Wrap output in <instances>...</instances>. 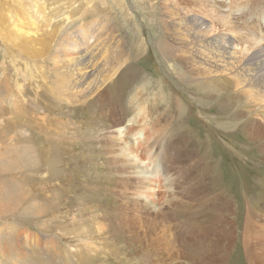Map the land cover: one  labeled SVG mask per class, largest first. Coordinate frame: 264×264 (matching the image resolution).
<instances>
[{
    "label": "rangeland",
    "instance_id": "1",
    "mask_svg": "<svg viewBox=\"0 0 264 264\" xmlns=\"http://www.w3.org/2000/svg\"><path fill=\"white\" fill-rule=\"evenodd\" d=\"M32 1L40 4V15L29 9ZM203 2L0 0V264H170L165 257L171 255L176 264H206L210 256L215 264H264L257 259L264 257V122L226 82L191 76L163 59L158 47L164 28L171 27L162 13L167 5L177 10L176 21L207 16L216 31V15L244 9V17L232 22L248 41L250 27L264 25V0H225L210 17L201 12ZM24 10L34 20L15 16ZM15 18L25 29L33 22L36 34L19 37ZM92 25L117 42L98 47L94 63L107 75V60L118 46L124 66L88 100L91 105L48 102L58 98L51 71L57 43L79 26L91 33ZM179 35L175 47L185 49L186 37ZM135 104L145 106L143 121L156 132L149 146L154 138L159 145L137 152H160L167 176L154 168L151 181L136 176L125 139L117 137ZM258 123L260 132L251 138ZM247 221L255 228L250 233ZM17 238L26 241L19 246L22 258L10 253L17 251ZM219 242L221 252L215 251Z\"/></svg>",
    "mask_w": 264,
    "mask_h": 264
},
{
    "label": "bare ground",
    "instance_id": "2",
    "mask_svg": "<svg viewBox=\"0 0 264 264\" xmlns=\"http://www.w3.org/2000/svg\"><path fill=\"white\" fill-rule=\"evenodd\" d=\"M204 1L205 2H203L201 4L203 7V8H201V12L206 13L208 15V17H210V15H211L210 13L216 11L215 8H217V7L215 5L217 3L223 4L225 6V0L224 1L223 0H204ZM190 2L194 6H198L200 4L199 0H190ZM258 4H263V3L260 2ZM173 5H174V3H173ZM2 6H4V4ZM171 6H172V4H171ZM208 6L210 8L209 11L206 10ZM164 7H165V5H164ZM240 7L244 8L246 6H241V4H240ZM31 8H32L33 14L35 13L37 15H40L41 6L37 1H32L29 9H31ZM227 8L230 11L232 7L227 6ZM28 10L17 11L18 15H15V16L19 19H23V21L24 20L32 21L34 19H32L33 17L28 14ZM232 10L234 11V9H232ZM224 12H226V11H224ZM237 12H239V14L236 13L234 15V14L229 13L227 16L216 15L215 18H218L216 21H218V23H219L218 28H220V31H216L217 28H215L213 26V24L207 19V16H203V17L191 16L188 20L185 19L186 18L185 16H181L176 21V18L174 16L178 15L177 10L175 8H171L170 6L167 5V7L163 8L162 13L164 15H166V19L169 20L171 27H170V29L168 27L164 28V31H163L164 35L160 39L159 45H158V47L160 49L159 52H160L161 56L163 57V59H166L169 62H172L175 64L177 62L178 64L184 66V68H186V70L189 71L188 73L191 76L197 77L201 80L208 79L211 82H216L217 80H219L221 82L223 81L224 83L226 82L227 85L226 84L225 85L227 86V88L232 87L234 89L235 96H238V97L242 96L245 98V100H248L249 102H252L255 105V107L258 110L257 115H259L260 119L264 122V25L263 26L260 25V26L254 27V28H253V26L250 27L249 37L247 38L249 40L248 41L242 40L241 37H243V36L240 35L241 33L239 34V32H242L243 29L240 28V25H238L237 23L233 24L232 21H233V19L235 21L237 19L239 20V19L243 18L245 15V11H244V9H243V11H241L239 9V10H237ZM218 13H219V11H218ZM81 15H83V14H81ZM4 16H6V15H4ZM229 16H231V18H229ZM82 17L83 16H81V18ZM15 20H16L18 25H15L14 28L19 30V32H20V34H18L19 37L22 38L23 36H32V35L36 34V32H35L36 26L33 22H28V26L31 29H25V28L20 27L21 23L18 22V20L16 18H15ZM241 22H243V21H241ZM244 25H245V23H244ZM75 28H77V27H75ZM84 28H86V29H84ZM84 28H81L79 26L77 29L70 32L69 34L64 33L65 35L63 36L62 41L57 43V49H55V52L57 55H55L53 57L54 58L53 59L54 65H53V70H51L56 75L57 80L53 83V86L52 85L51 86H52V91L58 95L57 96L58 98L57 99L55 98L54 100H48V102L54 101L56 103L57 101H60L61 99H65L66 103L69 106L83 105L84 103L87 104V101L91 97L98 95L104 87L107 88V84L110 81H112L113 78H115L117 73H119V71L122 69V67L125 64L123 61L120 60V58L117 57L118 46H116L115 49L112 51V53L114 54V55H111L112 59L109 58V60H107V75L103 74V72L101 70V65L99 63H94V61H96V59H97V55H98L97 53L98 52L100 53L98 47H100V46L103 47V46H105L106 43H112V44L117 43L115 41V37H113L112 35H106V33L102 34L96 30H93V25H92V32L91 33H89V30H90L89 27L85 26ZM170 31L172 33L171 39H170ZM179 32H182L183 36L186 37V40L183 43V44H187L186 45L187 47L185 49H181L180 47H175V44H177V42L179 43V36H180ZM232 34H234V35H232ZM56 35H57V33H56ZM103 35H104V37H103ZM168 39H169V42H168ZM31 40H33V39H31ZM108 45H107V48L109 49ZM107 48H104L106 52H107ZM61 49H62V52L60 55ZM9 56H8V58H10ZM57 56L59 57L58 60H56ZM55 62H56V65H55ZM168 65L170 67L174 66V65H171V63H169ZM176 71H177V69H176ZM177 75H179L180 79L183 82H186L184 75H182L181 73H179ZM215 78H216V80H213ZM108 93H110V92H108ZM103 99H107V98H103ZM92 100H93V98H92ZM94 100H95V98H94ZM97 100L99 101V99H97ZM131 101L132 100L130 99V102ZM220 101H222V100L220 99ZM224 101H226V100H224ZM227 101H229V100H227ZM90 102H89L90 105L94 103V102L93 103H90ZM95 104H96V102H95ZM217 105H218V103H217ZM221 105H222V102H221ZM135 106H136V104H135ZM144 107L139 106V105H137L135 107V110H133L129 116V119L127 121V125L123 126V128L117 129V134H118L117 137H118V139L124 138L125 140L131 139L134 141L132 144L130 141L127 142L123 139L124 140V149L128 151L126 155H127V157L131 158L129 160V161H131V163H129V164L131 166H134L133 167L135 170L134 174L136 176L151 181V179L152 180L154 179L153 175L151 174V170L153 168L157 172L161 173L162 175L165 174L167 176L168 167L163 162L164 158L160 156V152L155 153V155H150L151 151L145 150L146 151L145 157L139 155L141 153L137 152L138 148L148 147L151 139L153 138V134L156 133L154 130L151 129L152 127L147 125L148 123H145L143 121V119L145 118ZM44 111H45V109H44ZM231 113H233V112H231ZM85 115H88V114H85ZM85 117H87V116H85ZM231 118H232V116H231ZM157 119L155 122L158 121ZM242 119H244V118H242ZM229 121H231V120L229 119ZM260 125H262V124L258 123L257 126H254L253 129L250 130V137L251 138L258 136V134L260 132L259 131ZM116 126H114V127H116ZM175 136H176V134H175ZM107 140H109L108 136H107ZM165 140L167 143V138ZM181 140L184 141L185 137L181 136ZM129 142L131 144H129ZM113 143H114V141H113ZM134 145L136 146L135 149H134ZM156 146H157V143H156V140L154 138L153 139V146L150 145L149 147L155 149ZM261 146H264V145L261 144ZM259 147H260V145H259ZM259 147H258V149H262ZM182 148H184V147H182ZM255 148H256V146H255ZM113 152H114V150H113ZM179 154H180V152H179ZM175 155H177V154H175ZM239 155H240V153H239ZM124 157H126V156H124ZM178 159H179V157H178ZM127 160H128V158H127ZM119 162H121V161H119ZM121 164H124V163L121 162ZM140 180H142V179H140ZM148 200H147V202H148ZM141 207H143V206H141ZM144 210H146V209L144 208ZM247 213L249 214L248 217L250 216L249 219H251V217L253 216L251 214L254 213L253 210L248 209ZM251 221H247V223L245 225V231H249V233H250V231L255 230V228H252V225L249 226V222H251ZM10 237H12V236H10ZM13 237H15V235ZM16 237H17V235H16ZM24 237H23V239H24ZM223 237H224V234H223ZM223 237H221V238H223ZM18 238L16 239V245L15 244L12 245V246H16L15 248H17L16 249L17 251L12 249L10 253L14 254L15 256L20 255V257L22 258V257H24V256H22L23 252H22L21 247L19 248V246H21L22 243L26 242V241H24L23 239H18ZM7 239H8V237H7ZM81 242H83V241H81ZM186 243H188V242H186ZM249 244H251V243H249ZM24 245H25V243H24ZM262 245H264V243ZM218 246H219V248L217 247V249H215V248L214 249H215V251L220 249V252H221L223 250L222 249V247H223L222 242H219ZM246 246H248V244H246V242L245 243L243 242V248H244L243 258L245 260H246L245 256H247V254H245ZM3 247H4V249L8 248V247H5L4 245H3ZM239 247L242 251V246L240 245ZM0 248H1V246H0ZM85 248H86V246H85ZM192 249H194V247H192ZM225 251H227V248ZM2 252H3V250H2ZM0 253H1V251H0ZM71 255H73V254H71ZM87 256H88V253H87ZM172 256L173 255H171L170 257L169 256L165 257V258L167 259V262L169 261L170 264H176L175 260L177 258H174ZM263 258L264 257H261V258L257 257L258 263L263 262L264 261ZM216 260L213 259V256H212V258L210 256L207 258L206 264H215ZM87 261L89 262V260H87ZM218 262H220V261L218 260ZM246 262L248 264H251V261L246 260ZM253 262L256 263L257 261L253 260Z\"/></svg>",
    "mask_w": 264,
    "mask_h": 264
}]
</instances>
